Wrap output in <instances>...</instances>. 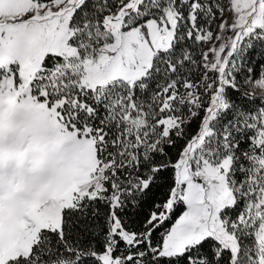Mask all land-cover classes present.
<instances>
[{"label": "snow or ice", "instance_id": "6c2138e0", "mask_svg": "<svg viewBox=\"0 0 264 264\" xmlns=\"http://www.w3.org/2000/svg\"><path fill=\"white\" fill-rule=\"evenodd\" d=\"M0 264H264V0H0Z\"/></svg>", "mask_w": 264, "mask_h": 264}]
</instances>
